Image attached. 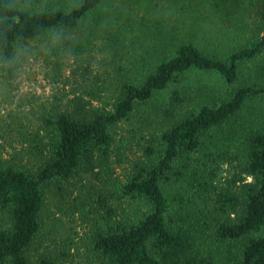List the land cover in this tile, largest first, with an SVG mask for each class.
I'll return each instance as SVG.
<instances>
[{
	"label": "trees",
	"instance_id": "obj_1",
	"mask_svg": "<svg viewBox=\"0 0 264 264\" xmlns=\"http://www.w3.org/2000/svg\"><path fill=\"white\" fill-rule=\"evenodd\" d=\"M103 1L30 11L0 0L3 69L13 74L24 53H33L25 45L66 34ZM229 51L183 42L161 58L138 60L136 72L115 87L85 90L101 106L52 104L30 122L41 131L27 133L26 140L20 129L8 134L0 116V264H62L56 255L34 260L28 253L43 230L47 191L80 172L93 184L105 182L91 208L100 215L89 237L93 264H264V109L257 105L264 86L238 84L241 67L264 53V34ZM192 72L217 74L227 93L217 92L213 102L199 103L175 122L158 119L153 126L161 132L149 134L146 160L124 179L113 175L120 125ZM174 98L183 99L178 89ZM18 141L29 146L14 148Z\"/></svg>",
	"mask_w": 264,
	"mask_h": 264
},
{
	"label": "rangeland",
	"instance_id": "obj_2",
	"mask_svg": "<svg viewBox=\"0 0 264 264\" xmlns=\"http://www.w3.org/2000/svg\"><path fill=\"white\" fill-rule=\"evenodd\" d=\"M13 1L30 11H70L80 5V0ZM263 10L264 0H104L66 34H48L25 45L33 53H24L13 74L7 66L3 69L5 64L0 60V116L6 120V130L9 134L20 129L24 132L22 140H26L27 133L41 131L30 122L42 119L44 109L52 104L62 109V105H72L68 110L79 109L80 103L86 109L101 106V101L93 100L85 90L115 87L123 75L136 72L138 60L158 59L176 51L179 43L191 42L206 52L226 54L253 34L261 39ZM261 64L264 65V53L258 62L241 67L238 84L264 86V74L257 70ZM177 89L181 102L174 98ZM217 92L227 93V86L217 74L192 72L160 93L156 102L140 108L115 133L111 173L124 179L135 164L146 160L149 134L161 132V127L156 131L153 126L158 119L164 117L160 123L166 125L175 122L199 103L213 102ZM257 105L263 111L264 101L259 100ZM14 145L22 149L29 143L18 141ZM21 158L28 162L26 155ZM95 183L86 172H80L72 181L57 184L65 189L60 191L57 185L51 191L49 188L43 230L28 253L32 259L56 255L62 264L94 263L89 261L93 257L89 237L100 215L91 208L97 206L98 190L105 182L97 179Z\"/></svg>",
	"mask_w": 264,
	"mask_h": 264
}]
</instances>
